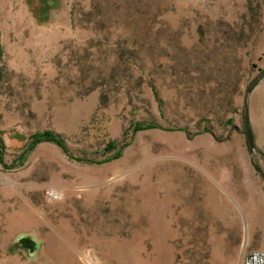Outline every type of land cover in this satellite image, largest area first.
I'll use <instances>...</instances> for the list:
<instances>
[{
    "label": "rangeland",
    "instance_id": "obj_1",
    "mask_svg": "<svg viewBox=\"0 0 264 264\" xmlns=\"http://www.w3.org/2000/svg\"><path fill=\"white\" fill-rule=\"evenodd\" d=\"M263 68L264 0H0V264H242Z\"/></svg>",
    "mask_w": 264,
    "mask_h": 264
},
{
    "label": "water",
    "instance_id": "obj_2",
    "mask_svg": "<svg viewBox=\"0 0 264 264\" xmlns=\"http://www.w3.org/2000/svg\"><path fill=\"white\" fill-rule=\"evenodd\" d=\"M263 76H264V68L251 80L248 87L246 88L245 96H244V132H245L248 148L250 153L253 150H255L262 155H264V153L258 150L253 140L252 132L249 125L248 114H247L246 97L249 91L257 83V81H259ZM254 167L257 172H261V170L256 165H254ZM14 243L20 250H22L25 254H27L29 259L34 258L39 247V240L35 236L24 232L16 235V237L14 238Z\"/></svg>",
    "mask_w": 264,
    "mask_h": 264
},
{
    "label": "built area",
    "instance_id": "obj_3",
    "mask_svg": "<svg viewBox=\"0 0 264 264\" xmlns=\"http://www.w3.org/2000/svg\"><path fill=\"white\" fill-rule=\"evenodd\" d=\"M242 264H264V248L252 249L246 252Z\"/></svg>",
    "mask_w": 264,
    "mask_h": 264
},
{
    "label": "trees",
    "instance_id": "obj_4",
    "mask_svg": "<svg viewBox=\"0 0 264 264\" xmlns=\"http://www.w3.org/2000/svg\"><path fill=\"white\" fill-rule=\"evenodd\" d=\"M149 125L151 126L154 124L151 123ZM37 138L47 140V141H51V142L57 144L58 146H60L61 148L64 147V143H63L62 139L53 133L44 132L43 134L38 135ZM0 146H1V143H0ZM261 175L264 179V174H262V172H261Z\"/></svg>",
    "mask_w": 264,
    "mask_h": 264
},
{
    "label": "crops",
    "instance_id": "obj_5",
    "mask_svg": "<svg viewBox=\"0 0 264 264\" xmlns=\"http://www.w3.org/2000/svg\"><path fill=\"white\" fill-rule=\"evenodd\" d=\"M249 247H253V248H256V249H260V248H264V244L263 243H260L257 246H249Z\"/></svg>",
    "mask_w": 264,
    "mask_h": 264
},
{
    "label": "bare ground",
    "instance_id": "obj_6",
    "mask_svg": "<svg viewBox=\"0 0 264 264\" xmlns=\"http://www.w3.org/2000/svg\"><path fill=\"white\" fill-rule=\"evenodd\" d=\"M87 259H88V262H90V264H93L92 258H87Z\"/></svg>",
    "mask_w": 264,
    "mask_h": 264
}]
</instances>
